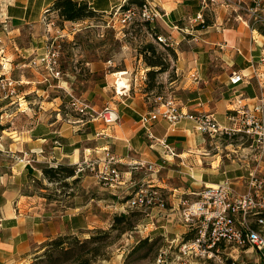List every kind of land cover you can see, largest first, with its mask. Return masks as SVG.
<instances>
[{
	"label": "crops",
	"instance_id": "crops-1",
	"mask_svg": "<svg viewBox=\"0 0 264 264\" xmlns=\"http://www.w3.org/2000/svg\"><path fill=\"white\" fill-rule=\"evenodd\" d=\"M56 1L0 0V64L4 66L0 65L1 78L30 68L29 59L46 55L53 45L61 51L95 22L96 18L64 20L53 9ZM75 1L85 2L98 15L107 16L129 0ZM150 1L166 14V24L159 23L169 27L172 35L169 38L176 54L178 78L171 85L183 91L175 98L180 112L211 113L224 126L230 124L228 114L239 101L248 106L257 103L264 93V66L260 64L264 58V33L260 28L264 30V23L250 20L249 16L244 18L236 6L228 10L219 4L212 25L194 29L197 16L209 10L210 0ZM105 65L87 62L91 72L106 70ZM117 73L106 71V85L93 99L104 100L90 104L95 112L107 105L115 107L119 114L116 124L107 126L96 115L89 117L75 111L74 115L66 114L46 124L31 122L19 133L0 134V151L7 147L18 158L11 171L0 176V264H31L48 241L85 234L95 228L96 212H132L128 202L142 189H155L167 201L166 207L154 205L144 212L172 213V219L167 220L170 225L153 228L142 239L171 240L186 232L175 215L183 199L196 200L205 186L226 179L239 192L247 190L253 174L264 180V158L260 159L259 149L248 135L210 140L197 132L188 118L173 127L160 117L146 127L140 122L141 117L152 110L143 95H129L130 87L118 92V82H114ZM234 73L245 76L237 85L229 82ZM18 76L21 85L24 81L27 85L34 83L24 80V75ZM63 84L70 87L69 82ZM162 140L175 150L174 156L161 145ZM106 150L120 159L116 165L120 181L111 178L103 183L98 179L96 173L103 167ZM86 161L95 170L77 172L86 196H76L73 207L51 210L53 204L23 194L31 170L46 164L79 166ZM149 165H153L152 171L148 170ZM94 185L101 194L98 198L90 194ZM98 200L103 206H96Z\"/></svg>",
	"mask_w": 264,
	"mask_h": 264
},
{
	"label": "rangeland",
	"instance_id": "rangeland-1",
	"mask_svg": "<svg viewBox=\"0 0 264 264\" xmlns=\"http://www.w3.org/2000/svg\"><path fill=\"white\" fill-rule=\"evenodd\" d=\"M247 2L250 5L249 0ZM208 3L210 8L203 14V18L204 20H213L216 15L215 10L221 3L216 2L213 5L210 1ZM238 13L244 18H248L245 9H240ZM260 15L264 17V12ZM121 20L122 16H116L115 13L107 16L98 15L89 30H84L71 44L61 48L58 67L63 75L59 80L50 76L46 64L40 62L44 56L31 57L29 59L30 68L22 70V73L17 71L7 75L6 77L15 81L21 79L18 78L19 74L24 75V80L29 79L34 83L27 85L24 81V85H20L17 89L18 97L14 99H4L3 94L0 93V134L19 133L24 131L31 122L46 124L60 118V116L62 118L66 114L74 115L75 111L70 105L72 98L89 106L95 101L103 102V98L98 100L99 97H97L95 101L93 99L96 93L106 85V71L113 73H117L114 71H126L127 74L123 77L130 87L129 95H143L149 109L175 100L182 94L183 91H177L176 87L171 85V81L178 77L175 73L176 58H173L172 55V41L169 38L172 35L169 27L159 22L147 25L139 17H136L128 25H124ZM198 23L193 24L194 29L199 26ZM155 32L167 39V45L155 37ZM148 44L156 46L158 55L165 60L166 64L170 65L169 69L158 74L155 80L149 77L148 72L151 68L144 60V53ZM151 54L148 52L147 55L150 56ZM89 61H96L99 66L106 64L107 68L106 70L91 72V68L87 66ZM119 79L120 76L115 77V84L116 81L119 82ZM63 81L69 82L70 87L63 84ZM149 87H152V90H148ZM20 109L22 111H19ZM16 112L18 113L15 114ZM14 155L7 150V147H4L3 152L0 151V176L11 171L13 162L18 159ZM44 166L51 165L46 164L35 171L31 170L32 173L28 176L27 183L23 187L24 195L37 197L39 202L45 204H53L51 210L56 211H64L73 207L76 196H86V192H83L85 190L82 187L81 179L77 175L65 182L52 181L44 176L42 171ZM77 178L78 180L75 181ZM92 188L90 194L92 193L95 198L100 197L98 186L94 185ZM97 202L96 206H99L98 204L103 206V202H99V200ZM166 202L165 200V204H167ZM96 213L95 228L85 232V234L72 235V237H78L81 241H85L92 234H96L98 230L109 231L115 216L121 214H131L130 225H124L123 230L114 231L105 243L92 244L84 249L80 248L81 244L71 245L72 239L67 240L66 246H70V253H65L51 246L43 248L40 250V254L33 258L31 264L155 263L159 249L166 244L163 237L157 239L155 249L148 253L146 258H142V256L148 252L147 248L134 254L131 253L142 236H145L147 232L149 233L151 229L170 225L167 220L172 219V213L160 212L156 215V212L152 214V212H144L141 209H133L132 212L127 213ZM68 236L62 237L68 238ZM46 249L49 252L48 255H45ZM246 264L255 263L247 260ZM258 264H264V262Z\"/></svg>",
	"mask_w": 264,
	"mask_h": 264
},
{
	"label": "built area",
	"instance_id": "built-area-1",
	"mask_svg": "<svg viewBox=\"0 0 264 264\" xmlns=\"http://www.w3.org/2000/svg\"><path fill=\"white\" fill-rule=\"evenodd\" d=\"M143 7H130L123 10L119 7L115 15L122 16L124 25L130 24L136 17L151 23H165L166 14L153 5L150 0H145ZM220 2L228 10L236 6L245 9L250 20L264 23V0H210ZM197 20L204 22L203 14ZM166 24V23H165ZM179 30L178 27H174ZM158 40L167 45V39L160 36ZM1 43V42H0ZM60 47L51 46V50L40 60L46 64L50 76L61 79L59 69ZM264 66V58L260 60ZM3 66L2 64H0ZM4 67V66H3ZM244 75L234 73L230 77V84L237 85L243 81ZM195 80L198 75H194ZM17 81L10 77H0V93L4 99L18 97ZM71 107L77 114L100 118L105 125L112 126L119 121V114L115 107L105 106L101 111L95 112L88 105L72 98ZM160 117L167 120L171 126L178 125L188 118L193 121L195 130L210 140L219 137H233L236 134H246L259 149L260 159L264 158V93L253 106L242 104L241 101L228 114L229 125H220L211 113L197 115L183 114L178 110L175 100L154 107L153 110L141 117L140 122L148 127ZM169 154L175 155V150L166 140L160 141ZM120 159L105 151L103 167L97 170L99 181L106 183L109 180L120 181L121 175L116 169ZM143 166V165H142ZM86 169H95L86 161L78 166V172ZM153 170V165L148 166ZM196 200L183 199L180 202L179 212H175L176 219L185 228L186 232L174 239H166L156 256L154 264H246L247 260L255 264L264 262V180H259L251 175L245 192H239L233 183L226 179L218 184L205 186L198 193ZM130 208L146 210L154 205L164 207L160 193L155 189H142L129 202ZM188 235L187 239L184 236Z\"/></svg>",
	"mask_w": 264,
	"mask_h": 264
},
{
	"label": "trees",
	"instance_id": "trees-1",
	"mask_svg": "<svg viewBox=\"0 0 264 264\" xmlns=\"http://www.w3.org/2000/svg\"><path fill=\"white\" fill-rule=\"evenodd\" d=\"M146 3L145 0H129L127 1L123 6V10H127L130 7H143V5ZM53 9L57 11L61 18H63L66 21L71 22H79L84 21L87 19H94L97 18L98 14L93 11L89 5L85 2H79L75 0H58L53 6ZM145 24H153L149 21H143ZM212 25V20L205 19L204 22L199 24L197 29H204ZM260 31L264 33V30L260 28ZM161 35L158 32H155V37L158 39ZM146 52L144 53V60L146 64L151 68V70L148 72V75L151 79L155 80L158 74L166 72L170 65L166 64L164 59H161V57L157 53V48L153 44H148L146 46ZM148 52L152 53L150 56H148ZM173 58H176V54L174 50H172ZM154 88V86H153ZM148 90H152V87H149ZM72 101V100H71ZM154 107L151 108L153 110ZM2 130H5L2 128ZM43 174L46 178L52 181L56 182H65L67 179L74 178L77 175L78 172V166L76 165H68V164H59L57 166H44L42 168ZM78 178L75 180L77 181ZM161 198L164 201V207H166L165 204V197L160 192ZM130 219L131 214H121L118 216H115L114 223L111 226L109 231L104 230H98L96 234H92L89 239H86L85 241H81L78 237H72V235H69L68 238L66 237H58L56 239H53L51 241H48L44 244L43 248H48L49 246L57 248L59 250L64 251L65 253H70L71 248L70 246H66L68 244L67 240L72 239L73 243L71 245H78L81 244L80 248L84 249L87 248L89 245L92 244H100L105 243L112 235L114 231L123 230L124 225H130ZM189 236L185 235L184 239H187ZM157 245V240L150 241V238L141 239L137 246L133 249L131 254L140 252L142 249L147 248L148 252L142 256V258H146L148 256V253L152 252ZM48 250L46 249L45 255H48Z\"/></svg>",
	"mask_w": 264,
	"mask_h": 264
},
{
	"label": "bare ground",
	"instance_id": "bare-ground-1",
	"mask_svg": "<svg viewBox=\"0 0 264 264\" xmlns=\"http://www.w3.org/2000/svg\"><path fill=\"white\" fill-rule=\"evenodd\" d=\"M127 73L126 72H119L117 73L118 76H121V79L120 81L118 82V91L119 93H121V89L124 88L125 86L126 87H129L126 82H125V78L123 77L124 75H126ZM123 77V78H122Z\"/></svg>",
	"mask_w": 264,
	"mask_h": 264
}]
</instances>
